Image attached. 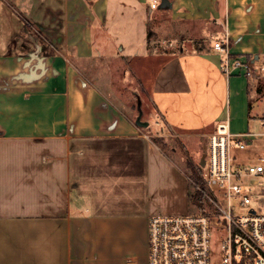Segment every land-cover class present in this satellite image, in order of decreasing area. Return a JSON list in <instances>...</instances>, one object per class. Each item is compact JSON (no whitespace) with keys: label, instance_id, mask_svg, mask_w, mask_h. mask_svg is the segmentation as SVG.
I'll use <instances>...</instances> for the list:
<instances>
[{"label":"crops","instance_id":"crops-1","mask_svg":"<svg viewBox=\"0 0 264 264\" xmlns=\"http://www.w3.org/2000/svg\"><path fill=\"white\" fill-rule=\"evenodd\" d=\"M167 1L0 0V29L23 19L42 38L0 52V264H147L149 217L188 210L185 168L81 64H140L154 111L184 138L206 137L221 118L247 130L264 98V0ZM129 14L135 39L111 35ZM221 37L262 66L255 84L220 70Z\"/></svg>","mask_w":264,"mask_h":264},{"label":"built area","instance_id":"built-area-1","mask_svg":"<svg viewBox=\"0 0 264 264\" xmlns=\"http://www.w3.org/2000/svg\"><path fill=\"white\" fill-rule=\"evenodd\" d=\"M159 0H149L156 8ZM214 49L223 55L219 68L226 74H243L250 84L261 75L262 66L254 65L250 56H232L226 37L213 41ZM264 127V115L259 121ZM264 141L259 134L232 132L228 118L215 122L207 133L200 175L205 184L204 198L210 209L206 213H157L148 222L147 264H211V231L224 228L221 239V264H264V213L248 206L242 216H233L229 201L249 204L264 195V153L241 156L239 151L251 146L250 136ZM256 159V163H247ZM224 205H227L226 207Z\"/></svg>","mask_w":264,"mask_h":264},{"label":"rangeland","instance_id":"rangeland-1","mask_svg":"<svg viewBox=\"0 0 264 264\" xmlns=\"http://www.w3.org/2000/svg\"><path fill=\"white\" fill-rule=\"evenodd\" d=\"M4 6L0 2V8ZM145 8V7H144ZM156 10V9H155ZM126 12H135L132 9H126ZM147 12V11H145ZM151 12V11H149ZM154 12V11H153ZM110 23L109 29L111 35H116L128 40H134L135 35L131 33L132 27H135L134 18L129 14L125 18L117 19ZM148 30V42L150 45H154L159 39L158 34L152 29V19L147 20ZM19 28L13 24H9V31L14 27V36L11 32H7L0 29V41L6 40L12 42L14 39L18 42L13 46L10 42L7 48H1L2 51H23L27 50V43L41 42L42 38L36 32V30L28 25L23 19L19 23ZM152 28V29H151ZM151 29V30H150ZM18 30V31H17ZM162 35V34H161ZM14 38V39H13ZM179 41L176 42V46ZM86 77L92 82L96 83L102 91L108 94V99L124 112L129 118L135 122L136 117L140 111V120L147 122L146 126L140 127L142 131L150 136V139L156 140L157 144L168 154L174 157L181 165L187 168V163L191 162L195 166L199 164L200 157L204 152V146L207 144L206 137L182 136V132L174 130L170 127H166L159 115L154 111L152 106L149 91L144 88L143 82L139 77L140 64L125 65L120 59H114L112 57L90 60L87 65L81 64L79 66ZM219 84V83H218ZM221 84V82H220ZM259 84L262 86L261 92H264V77L259 79ZM221 86V85H218ZM218 86L214 92L213 99H216L219 93ZM251 98H255V93H251ZM263 95L258 96L261 99ZM254 100V99H253ZM262 111L264 112V98L262 100L254 101L252 105V117H249L247 124V131L253 134H259L264 131V127L260 124L262 119ZM252 139V145L248 146L238 152L241 156L249 155L253 157L258 153H264V141L258 140L255 136H250ZM257 147V149H256ZM258 160L249 159L247 163H256ZM230 212L233 216H242L247 212L248 206H254L264 213V195H260L256 200L252 198L251 202L246 205H241L239 200L232 198L229 201ZM225 207L227 205H224ZM196 212L195 208L189 209L185 213ZM183 214V213H182ZM226 236L224 228L211 231L210 239V261L211 264H221V239Z\"/></svg>","mask_w":264,"mask_h":264},{"label":"trees","instance_id":"trees-1","mask_svg":"<svg viewBox=\"0 0 264 264\" xmlns=\"http://www.w3.org/2000/svg\"><path fill=\"white\" fill-rule=\"evenodd\" d=\"M153 141L157 144L156 140ZM185 172L188 177L189 209L192 210L195 208L196 212L192 213H206L210 207L204 198V191L206 190V187L200 175L199 165L195 166L191 162H188Z\"/></svg>","mask_w":264,"mask_h":264},{"label":"water","instance_id":"water-1","mask_svg":"<svg viewBox=\"0 0 264 264\" xmlns=\"http://www.w3.org/2000/svg\"><path fill=\"white\" fill-rule=\"evenodd\" d=\"M167 4H168L167 0H160V2H159L160 8H165ZM135 123L138 126H146L147 125V122L140 120V111L138 113V116L136 117ZM203 161H204V152L202 153V155L200 157L199 165H203Z\"/></svg>","mask_w":264,"mask_h":264}]
</instances>
